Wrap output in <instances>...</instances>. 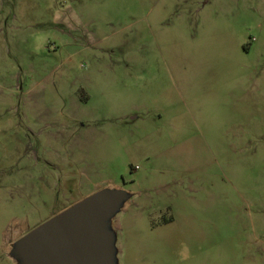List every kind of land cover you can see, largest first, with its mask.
Masks as SVG:
<instances>
[{"label":"rangeland","instance_id":"rangeland-1","mask_svg":"<svg viewBox=\"0 0 264 264\" xmlns=\"http://www.w3.org/2000/svg\"><path fill=\"white\" fill-rule=\"evenodd\" d=\"M99 190L113 264H264V0H0V264Z\"/></svg>","mask_w":264,"mask_h":264},{"label":"water","instance_id":"water-1","mask_svg":"<svg viewBox=\"0 0 264 264\" xmlns=\"http://www.w3.org/2000/svg\"><path fill=\"white\" fill-rule=\"evenodd\" d=\"M127 197L123 190H99L16 242L18 264H113L105 220Z\"/></svg>","mask_w":264,"mask_h":264}]
</instances>
